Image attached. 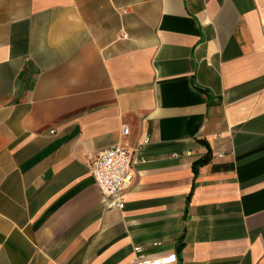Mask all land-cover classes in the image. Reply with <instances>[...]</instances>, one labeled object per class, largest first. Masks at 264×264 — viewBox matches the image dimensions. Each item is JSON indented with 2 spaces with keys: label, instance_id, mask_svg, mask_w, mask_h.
Masks as SVG:
<instances>
[{
  "label": "crops",
  "instance_id": "1",
  "mask_svg": "<svg viewBox=\"0 0 264 264\" xmlns=\"http://www.w3.org/2000/svg\"><path fill=\"white\" fill-rule=\"evenodd\" d=\"M113 144L133 178L104 209L91 158ZM134 246L264 264V0H0V264Z\"/></svg>",
  "mask_w": 264,
  "mask_h": 264
},
{
  "label": "built area",
  "instance_id": "2",
  "mask_svg": "<svg viewBox=\"0 0 264 264\" xmlns=\"http://www.w3.org/2000/svg\"><path fill=\"white\" fill-rule=\"evenodd\" d=\"M126 37V34H121ZM127 133V126H123ZM149 142L145 136L136 145V149ZM134 153L123 145L113 144L91 158L90 173L100 192V204L104 209H121L124 206V193L133 178ZM133 264H170L175 255L146 256L141 246L133 247Z\"/></svg>",
  "mask_w": 264,
  "mask_h": 264
},
{
  "label": "trees",
  "instance_id": "3",
  "mask_svg": "<svg viewBox=\"0 0 264 264\" xmlns=\"http://www.w3.org/2000/svg\"><path fill=\"white\" fill-rule=\"evenodd\" d=\"M200 141L204 143V141L202 140ZM210 156H211V151L210 148L208 147L206 153L202 157L192 162V172L194 177L197 175L198 168L201 165L207 163L208 160L210 159Z\"/></svg>",
  "mask_w": 264,
  "mask_h": 264
}]
</instances>
